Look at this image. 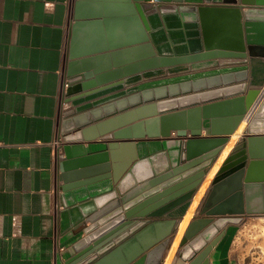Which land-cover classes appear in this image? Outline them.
Returning a JSON list of instances; mask_svg holds the SVG:
<instances>
[{"label": "water", "instance_id": "1", "mask_svg": "<svg viewBox=\"0 0 264 264\" xmlns=\"http://www.w3.org/2000/svg\"><path fill=\"white\" fill-rule=\"evenodd\" d=\"M116 1L113 10L90 14L105 17L108 24L115 22L113 14L126 15L134 33L112 37L116 41L111 48L107 45L82 57L72 54L66 79L71 107L64 118L72 129L65 140L88 142V148L101 145L103 152L96 165L84 145H65V155H60L66 170L65 205L85 206L74 229L83 235L69 264L163 263L171 235L206 173L200 172L204 156L214 152L212 165L255 98L247 101L245 80L196 92L191 88L179 92L178 87H192L194 79L212 74L248 70V57L264 58V0L191 1L215 6L185 3L189 0ZM77 5L79 9L83 2ZM166 36L173 48L163 53L161 45L169 47ZM184 39L187 46L181 48ZM113 56L121 62L132 57L135 63L119 70L120 81L109 85L104 81L92 90L93 73L80 72L100 60L106 79ZM219 58L245 61L226 69L213 60ZM144 96L150 99L129 113L103 117L91 125L96 108L105 113L113 101L120 104L125 97L138 101ZM95 139L101 143H89ZM214 184L206 217L193 219L183 242L194 252L186 264H210L213 241L226 226L241 222L238 215L264 214V101ZM180 205L184 206L179 220L166 219ZM179 256L174 264H182Z\"/></svg>", "mask_w": 264, "mask_h": 264}, {"label": "crops", "instance_id": "2", "mask_svg": "<svg viewBox=\"0 0 264 264\" xmlns=\"http://www.w3.org/2000/svg\"><path fill=\"white\" fill-rule=\"evenodd\" d=\"M90 1L99 6L90 7ZM191 1L185 3L218 5ZM79 2L83 5L78 9ZM116 4V0H0V264H69L75 255L74 245L83 234L75 233L74 229L83 217L85 206L80 202L65 205L62 195L66 183L62 176L66 170L60 155H65V145L86 148L89 145L65 140L72 129L64 118L65 109L71 107L66 79L72 54L82 57L107 45L111 48L116 41L112 37L119 39L122 34L134 33L126 15L115 13L112 16L115 22L108 24L105 17L90 14L91 10L97 14L96 10H113ZM78 14L82 15L81 19L76 18ZM163 29L165 34L169 33L167 25ZM182 33L185 36L183 30ZM166 40L169 47L161 45L163 53L173 48L169 36ZM183 45L187 46L186 39L181 48ZM247 59L248 70L194 79L192 87L180 86L178 91L191 88L196 92L245 80L248 101L263 90L264 58ZM213 60L221 68L245 61ZM134 63L132 57L121 62L113 56L106 79L100 60L80 73H93L90 80L95 84L91 88L94 90L102 87L104 81L108 85L120 81L119 70ZM126 98L123 103L117 104L116 100L108 104L105 113H97L96 108L92 118L95 122L91 125L102 122L103 117L112 119L129 113L139 102L146 103L150 96L138 101ZM74 132L71 133L75 135ZM207 133L204 129L203 135ZM89 143L100 144L101 140ZM101 148V145L88 148L94 165L100 163ZM263 234L264 214L244 215L239 224H229L213 241L210 264H252L254 250L264 248V238L259 236ZM190 256L193 253L189 251L182 258L187 261Z\"/></svg>", "mask_w": 264, "mask_h": 264}, {"label": "bare ground", "instance_id": "3", "mask_svg": "<svg viewBox=\"0 0 264 264\" xmlns=\"http://www.w3.org/2000/svg\"><path fill=\"white\" fill-rule=\"evenodd\" d=\"M263 98L264 88L261 92V95L254 98L252 104L248 107L242 121L231 133L230 140L225 144L223 150L219 153L215 161L212 163V165H210V167L206 171L202 182L200 183L197 192L191 201V204L187 208L184 217L179 222L177 231L173 237V241L162 264H174L179 253L181 254V247L183 246V242L189 231V227L194 217L196 216V212L198 214L200 210L204 207L207 195L214 189V183L220 177L221 171L223 170L231 151L233 150L235 145L239 143V141H241L242 137L247 133V127L249 126V123L251 122L254 115L256 114L257 109ZM255 150L256 149H254V151Z\"/></svg>", "mask_w": 264, "mask_h": 264}, {"label": "rangeland", "instance_id": "4", "mask_svg": "<svg viewBox=\"0 0 264 264\" xmlns=\"http://www.w3.org/2000/svg\"><path fill=\"white\" fill-rule=\"evenodd\" d=\"M264 88V87H263ZM263 91V90H262ZM259 95H261V92H259L256 96H254L255 98L258 97ZM264 101V98L262 99L257 111L259 110V108L261 107L262 103ZM242 147V146H241ZM213 157H214V152H211L207 155L204 156V160H203V167L201 168L200 172H205L208 170V168L210 167L211 165V162L213 160ZM181 213V212H180ZM262 238H264V234L261 236L259 235ZM258 236V237H259ZM259 237V238H260ZM258 238V239H259ZM260 246H263V244H257ZM253 263L252 264H264V248H256L254 250V253H253Z\"/></svg>", "mask_w": 264, "mask_h": 264}, {"label": "flooded vegetation", "instance_id": "5", "mask_svg": "<svg viewBox=\"0 0 264 264\" xmlns=\"http://www.w3.org/2000/svg\"><path fill=\"white\" fill-rule=\"evenodd\" d=\"M241 148V146L238 148V150ZM237 150V151H238ZM215 185V184H214ZM214 187V186H213ZM213 191V190H212ZM212 191L211 192H209V194L207 195V197H206V202H205V205H204V207L200 210V212L197 214V212H196V216L194 217V219H200V218H202V217H206V215H205V210L206 209H208V208H210V202L208 201V197L210 196V194L212 193ZM183 206L184 205H180V206H178L176 209H175V211H174V216H171L170 217V219H176V220H179V218H180V216H181V214H182V210H183ZM199 209V208H198ZM181 212V213H180ZM244 215H246V214H243V215H238V217H241V221H242V219H243V216ZM174 234L175 233H172V235L171 236H174ZM187 252H189V251H187L186 250V247H185V245H183L182 247H181V254H180V259L182 260L181 262H182V264H186L187 262H188V260L189 259H191L193 256H194V252L193 251H190V252H192L193 253V256L191 257L190 256V258L187 260V261H185L182 257H183V255H185V253H187ZM184 253V254H183ZM173 262V261H172Z\"/></svg>", "mask_w": 264, "mask_h": 264}]
</instances>
